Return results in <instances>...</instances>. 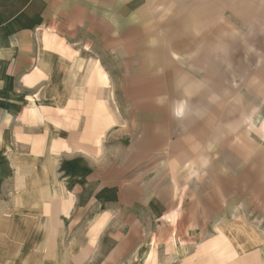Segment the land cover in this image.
Returning <instances> with one entry per match:
<instances>
[{"label": "rangeland", "instance_id": "rangeland-1", "mask_svg": "<svg viewBox=\"0 0 264 264\" xmlns=\"http://www.w3.org/2000/svg\"><path fill=\"white\" fill-rule=\"evenodd\" d=\"M57 5L68 233L5 264H264V0Z\"/></svg>", "mask_w": 264, "mask_h": 264}, {"label": "crops", "instance_id": "crops-1", "mask_svg": "<svg viewBox=\"0 0 264 264\" xmlns=\"http://www.w3.org/2000/svg\"><path fill=\"white\" fill-rule=\"evenodd\" d=\"M57 1L0 0V264L6 256H51L53 232L68 233L64 161L74 135L52 113L78 90L84 69L81 54L69 58L63 36L52 41Z\"/></svg>", "mask_w": 264, "mask_h": 264}, {"label": "clouds", "instance_id": "clouds-1", "mask_svg": "<svg viewBox=\"0 0 264 264\" xmlns=\"http://www.w3.org/2000/svg\"><path fill=\"white\" fill-rule=\"evenodd\" d=\"M181 113L180 112H177V115H180Z\"/></svg>", "mask_w": 264, "mask_h": 264}]
</instances>
